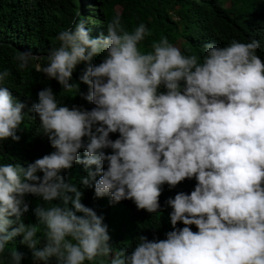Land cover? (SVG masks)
I'll list each match as a JSON object with an SVG mask.
<instances>
[{"label":"clouds","instance_id":"obj_1","mask_svg":"<svg viewBox=\"0 0 264 264\" xmlns=\"http://www.w3.org/2000/svg\"><path fill=\"white\" fill-rule=\"evenodd\" d=\"M106 33L93 36L85 21H73L58 32L47 64L36 67L93 107L60 104L51 87L37 92L30 111L54 151L26 167L0 163V264H20L23 254L8 251L17 236L33 264H264L259 42H207L199 55L161 35L144 51L153 30L143 22L129 30L120 15ZM14 59L24 70L40 57L26 49ZM81 64L86 94L73 81ZM9 75L0 70V142L19 141L26 115L25 104L4 86ZM76 164L87 172L80 188L65 180ZM193 179L190 193L166 200V238L137 235L131 249L115 250L103 215L82 203L81 189L94 188L95 198L130 200L137 210L158 213L164 185L173 189ZM29 195L40 203L36 222L26 224Z\"/></svg>","mask_w":264,"mask_h":264},{"label":"trees","instance_id":"obj_2","mask_svg":"<svg viewBox=\"0 0 264 264\" xmlns=\"http://www.w3.org/2000/svg\"><path fill=\"white\" fill-rule=\"evenodd\" d=\"M115 15L121 16L129 30L141 22L153 30L154 35L142 42L144 51L150 50L151 40H158L161 35L185 54L199 55L203 54V45L207 42L225 46L232 40L245 43L256 40L260 45L257 54L264 60V0H0V70L10 71L4 86L25 104L23 111L26 113L17 131L19 141L0 142V163H18L26 167L27 163L54 151L40 132L35 113L30 111L37 102L39 90L51 87L58 102L69 107L76 105L88 110L93 107L75 91L65 93L55 80L47 79L36 67L47 64L49 50L58 47L55 39L58 32L72 27L73 21H85L91 35L102 36L107 34L106 25ZM26 49H31L40 59L30 61L28 68L20 70L14 57L18 51ZM101 58L102 55L94 58V62ZM84 67L83 64L77 66L73 81L79 83L80 91L86 94L88 86L78 79ZM80 156L83 158L82 150ZM86 175L84 166L76 164L65 175V180L80 188V179ZM194 186V179L185 180L173 189L164 185L159 198L161 210L153 214L137 210L130 200L110 203L108 197L95 198L94 188L81 189L82 203L103 215L115 250L131 249L137 243V235H145L149 240L166 238L165 233L171 230V209L166 200L177 192L190 193ZM25 200L29 203V212L24 222L35 223L33 209L40 201L30 195ZM177 226L183 225L178 223ZM12 227L14 225L9 231ZM21 239L15 237L8 251L15 248L23 254L20 264H33L31 251L20 243Z\"/></svg>","mask_w":264,"mask_h":264}]
</instances>
